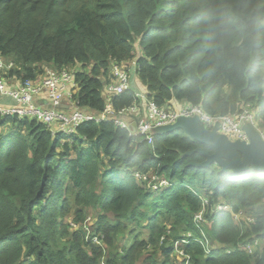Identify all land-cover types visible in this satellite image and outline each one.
Masks as SVG:
<instances>
[{
  "label": "trees",
  "instance_id": "trees-1",
  "mask_svg": "<svg viewBox=\"0 0 264 264\" xmlns=\"http://www.w3.org/2000/svg\"><path fill=\"white\" fill-rule=\"evenodd\" d=\"M0 54L15 63L8 82L73 70L72 103L86 113L104 110L113 66L136 60L138 82L159 106L224 116L253 103L264 129V0H0ZM112 100L119 110L136 97ZM200 147L214 151L183 130L148 144L91 121L53 137L37 119L0 114V264H185L175 242L197 229L202 196L254 220L210 208L215 246L185 244L188 264H264V172L191 165L205 160L186 155ZM137 172L170 185L153 190ZM255 241L250 253L243 245Z\"/></svg>",
  "mask_w": 264,
  "mask_h": 264
},
{
  "label": "built area",
  "instance_id": "built-area-1",
  "mask_svg": "<svg viewBox=\"0 0 264 264\" xmlns=\"http://www.w3.org/2000/svg\"><path fill=\"white\" fill-rule=\"evenodd\" d=\"M130 63L127 70L121 64L113 66L112 73L115 80L107 89L108 102L99 115H94L84 112L77 104L72 103L74 89L77 85L73 70H57L53 67H47L45 72L36 80L24 81L11 76L10 82L13 80V84H11L8 82L6 72L14 67L15 63L0 54V94L10 96L14 100L11 104H0V114L3 117L16 116L20 120L37 119L47 125L53 137H57L61 133L67 137L71 136L82 124L91 121L99 123L114 122L117 126L128 129L130 136L139 138L140 142L154 144L157 137L155 133L157 127L173 124L180 116H199L201 122L210 129L220 121L219 131L226 134L231 140L249 141L248 134L243 128L246 123L253 124L264 139V129L259 124L261 111L257 105L249 103L242 111L224 116L209 114L202 106L190 103L172 109L161 107L155 101L149 99L145 90L139 88L137 85V62L132 60ZM126 92H132L135 95V102L116 110L112 97ZM65 105H71L72 109L70 111L63 109ZM134 123H136V127L133 131L131 127ZM136 174L144 182L149 181L153 190H159L160 187L170 185L169 180L161 177L158 173L142 174L137 172ZM202 201L204 202L201 210L194 215V222L200 229L207 224V211L209 212L211 208L207 197L202 196ZM210 211L234 212L229 203H218ZM234 219L236 222L244 221V211L234 212ZM246 219L247 222L254 220L250 215H247ZM186 232L181 239L175 242V247L178 256L186 258L188 264L191 257L184 248L185 244L192 241L203 243L207 252L213 246L207 244L208 241L210 242L209 236L202 238L193 230ZM95 238L97 243H102V239L98 235H95ZM259 244V241L248 242L244 247L250 253H255L259 248Z\"/></svg>",
  "mask_w": 264,
  "mask_h": 264
},
{
  "label": "water",
  "instance_id": "water-1",
  "mask_svg": "<svg viewBox=\"0 0 264 264\" xmlns=\"http://www.w3.org/2000/svg\"><path fill=\"white\" fill-rule=\"evenodd\" d=\"M220 126L221 122L218 121L210 129L201 122L199 116H180L173 124L157 127L155 133L165 135L175 130H183L194 140L214 149L213 153H207L202 147L187 152L186 155L199 152L206 157L202 162H191V165L209 167L218 163L224 170L232 169L240 174L246 173L252 167L256 171L264 172V139L259 130L253 124L246 123L243 128L249 141L231 140L219 131ZM135 127L136 123L131 127L133 131Z\"/></svg>",
  "mask_w": 264,
  "mask_h": 264
},
{
  "label": "rangeland",
  "instance_id": "rangeland-1",
  "mask_svg": "<svg viewBox=\"0 0 264 264\" xmlns=\"http://www.w3.org/2000/svg\"><path fill=\"white\" fill-rule=\"evenodd\" d=\"M141 181L143 180L142 178L140 179ZM163 187H165V186H163ZM161 188L162 187H160L159 188V190H161ZM204 201H202V203H203ZM247 215H250L251 216V213H249L248 211H245L244 212V216H245V219H243L245 222H247ZM90 218H91V216L90 215H88L87 214V216H86V220L84 221V223H82V226L84 225V228L85 229H90ZM210 219L208 218V222H207V224L205 225V226H202V229H200L197 225H196V223H195V226H196V228L197 229H195V230H193V232H195L196 234H198L199 235V237L201 236L202 238H205V237H208L209 235H210V231H209V224H210ZM71 222V227H70V229H71V231L72 232H74V231H76V229L79 227V225L77 224V223H75L74 222V220L72 219V217L69 219V223ZM236 223H238V222H236ZM73 224V225H72ZM187 233V232H186ZM185 234V232L184 233H182L181 234V236H183ZM96 235H98V234H96ZM95 238V236H93V238L91 239L92 241H94V242H96V238ZM207 244L209 245V246H215V243H214V240H213V242H207ZM247 244V243H246ZM245 244V245H246ZM99 245H101L104 249H103V251L106 253L107 252V246H106V244H99ZM245 245H243V246H245ZM211 249H213V248H211ZM211 249H210V251H208L207 253H210L211 252ZM108 253V252H107ZM185 264H187V260H186V263Z\"/></svg>",
  "mask_w": 264,
  "mask_h": 264
},
{
  "label": "crops",
  "instance_id": "crops-1",
  "mask_svg": "<svg viewBox=\"0 0 264 264\" xmlns=\"http://www.w3.org/2000/svg\"><path fill=\"white\" fill-rule=\"evenodd\" d=\"M11 83V82H10ZM13 84V82L11 83ZM137 85L139 86V88H141L142 90H145L141 85H140V82L137 83ZM146 91V90H145ZM14 100L12 97L10 96H4V95H1L0 94V104H11L13 103Z\"/></svg>",
  "mask_w": 264,
  "mask_h": 264
}]
</instances>
